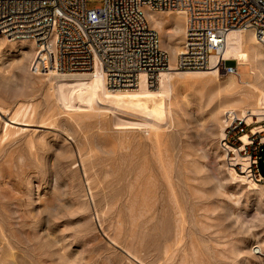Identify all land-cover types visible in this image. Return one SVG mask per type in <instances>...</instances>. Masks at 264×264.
<instances>
[{"label":"rangeland","instance_id":"obj_1","mask_svg":"<svg viewBox=\"0 0 264 264\" xmlns=\"http://www.w3.org/2000/svg\"><path fill=\"white\" fill-rule=\"evenodd\" d=\"M103 2L87 5L94 9ZM158 13L165 29L173 30L164 21L176 12ZM158 33L163 50L173 44L174 32L164 45ZM36 49L27 39L8 42L0 35V106L5 110L0 114V264H180L181 257L186 264H264L253 251L264 238V193L230 179L227 168L237 169L215 116L219 104L246 94V87L217 94L192 80L175 81L161 156L157 149L141 147L148 144L143 131L117 126L138 119L74 115L65 108L54 95L50 72L31 68ZM248 69L239 66L242 81L253 80ZM219 76L222 82L228 78ZM10 117L22 118L25 126L16 125L22 130L6 138ZM156 152L168 166L165 172ZM145 156L149 163L138 182ZM260 167L264 175L263 162ZM166 182L177 192L187 221L174 254L166 250L177 229Z\"/></svg>","mask_w":264,"mask_h":264},{"label":"built area","instance_id":"obj_2","mask_svg":"<svg viewBox=\"0 0 264 264\" xmlns=\"http://www.w3.org/2000/svg\"><path fill=\"white\" fill-rule=\"evenodd\" d=\"M88 1L0 0V34L34 42L42 72H91L98 63L107 86L120 90L137 87L142 74L156 85L170 68L147 10L185 15V41L175 62L180 71H206L215 55L218 74L238 75L239 65H227L222 57L231 30H253L264 44V0H104L94 9ZM260 125L253 132L244 120L234 119L223 143L239 150L252 178L264 183V120Z\"/></svg>","mask_w":264,"mask_h":264},{"label":"bare ground","instance_id":"obj_3","mask_svg":"<svg viewBox=\"0 0 264 264\" xmlns=\"http://www.w3.org/2000/svg\"><path fill=\"white\" fill-rule=\"evenodd\" d=\"M158 15L159 13L157 11L147 10L148 22L153 28H155L160 32L161 42L163 43V45L165 44V40L167 36L171 33V31L174 32V38H173V44L169 43L170 45H167L164 50L165 52L170 54V68L167 70V72H163L159 76L158 84L156 85L155 88H154L155 85H151L150 83H148L146 75L142 74L139 84L134 89H124V90L110 89L107 86L105 73L97 63L95 65L94 70H92L91 72L60 73L54 70H48L51 75V80H53L52 89L54 91V95L57 98V100L61 102V104H63L65 108L67 107L73 110L74 115L78 113V115L82 114V115L95 117V116H107L108 114L112 113L115 117H117V115H120V116H128L130 118L134 117L133 120L135 118L138 119V122L124 123L123 121L124 124L121 122L122 124L119 123L117 124V126L119 125L122 128L124 126H125L124 128H126L127 126H131V127H127L129 128L128 130L134 129V130L143 131L146 134V140L148 141V144L141 143V147H143L144 149H148L150 147L153 150L157 149L159 152L162 143L161 131L163 132V127L164 124H166L167 115H169L170 112L168 110V107L171 104L170 100L172 99L171 97L173 94V86L175 81L192 80L196 84H198L200 88L202 87V88L212 89L217 94L221 93L222 91L235 92L236 90L242 87H246L248 89V92L246 94H243L241 97L239 96L238 98H233L231 100L227 99L224 103H222L223 105L219 104L218 107L216 108L215 116L217 120L220 122V127H221L219 137L220 139H222V142L226 139V131L224 133V127L227 128L234 119H241L244 120L248 125H254L252 127L253 132H256L257 130H261L263 126H261L260 123L264 120V83L256 84V81H258L259 79H261L262 76H264V44L257 38L255 32L250 29L231 30L227 35L226 48L222 53V57L224 60H227L228 62L229 60H234L237 62L239 66H243L247 68L249 67L248 70L250 74L253 76V80L250 82L242 81L241 76L238 73V75H232V74L227 75L228 76L227 80L225 82H222L220 81L219 78L220 76L215 69L218 62V56L215 55H213L210 58L211 65L210 68L206 71H180L176 69L174 62H176L175 60L178 57V55L181 54L183 50V44L185 41L186 17L183 14V12L176 11V16L174 18L170 20L167 19V21H164L165 24L166 23L171 24L170 26L173 27L174 30L173 31L171 30L172 28L171 29L169 28L167 31L166 30L167 28L165 29L162 21L160 20V18H158L159 17ZM182 21H184V28L181 26ZM5 38L8 42H15L16 40H18L14 38L13 39L7 37ZM24 39L26 40L27 38H22L19 41L22 42V40ZM36 52L34 59L31 62V68L33 71L37 69V64L35 63ZM152 87L154 89H152ZM30 109H32V107H30ZM23 111L21 110V112ZM4 113L5 110L3 109V106H0V114H4ZM220 115H223L224 117H220ZM21 119L22 118L18 120L14 117H10L9 122L5 123L4 136L6 138H8L10 135L17 134L22 130L21 128L16 126V125L25 126V124L20 122ZM242 140L244 142H247L246 137H243ZM223 146L225 147V152L228 153V156L232 161L231 166L237 169L235 170L233 168H229V167L227 168V173L230 179L237 182L239 181L247 185L249 190L251 191L260 192L261 194H263L264 185H260L252 178V175L247 170V164L245 160L241 158V156L238 154L239 150H236L234 147L227 144H224ZM142 153L146 154V152L143 151ZM159 153H160L159 155L162 156L161 152ZM156 156L157 158H159L158 160L161 162L159 169H161V171L163 169L165 170V168L168 166L165 164L163 158L161 161V157L160 156L158 157V154ZM160 162H157V164ZM148 163H149L148 158H146L145 156V158H143L142 164L140 163L139 173L137 176L138 182H141L142 178L144 177V171L147 169ZM167 163L169 165V162ZM164 170L163 172H165ZM83 171H85V168ZM83 174H85L84 176H86L87 173L84 172ZM154 181L156 182V180ZM166 183L169 184L167 185L170 187L169 194L172 197V201L176 207V212L175 211L173 212H175V215L177 216L176 219L177 229H175L176 234L172 245L173 247L167 246L166 250L169 251V253L172 252L174 254V252L177 250L179 244L182 242L184 238L183 235L184 225L187 223V221L185 223V214L183 208L179 203L177 192L172 187V185H170L171 183L168 182ZM143 210L145 211V208ZM139 215L140 217H142L143 212L139 213ZM237 221L240 220L238 219ZM113 243L116 244V241L114 239H113ZM166 250H164V252ZM186 251L187 248L183 247V251L181 253H184V256H187L188 253ZM253 251H255L256 254H261V256L264 257V238L257 242L255 247L253 248ZM125 253L129 256L130 259L131 258L135 259L134 257L136 255L133 254L134 252L132 253L130 249L129 250L126 249ZM181 261L182 262L180 264H186L188 259H186L185 257H183L182 259L181 257Z\"/></svg>","mask_w":264,"mask_h":264},{"label":"crops","instance_id":"obj_4","mask_svg":"<svg viewBox=\"0 0 264 264\" xmlns=\"http://www.w3.org/2000/svg\"><path fill=\"white\" fill-rule=\"evenodd\" d=\"M239 68V67H238Z\"/></svg>","mask_w":264,"mask_h":264}]
</instances>
